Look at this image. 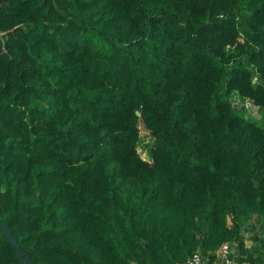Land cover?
Listing matches in <instances>:
<instances>
[{"label":"trees","instance_id":"obj_1","mask_svg":"<svg viewBox=\"0 0 264 264\" xmlns=\"http://www.w3.org/2000/svg\"><path fill=\"white\" fill-rule=\"evenodd\" d=\"M248 101L264 112V0H0V223L34 264H174L224 242L264 264ZM0 264H20L2 230Z\"/></svg>","mask_w":264,"mask_h":264},{"label":"built area","instance_id":"obj_2","mask_svg":"<svg viewBox=\"0 0 264 264\" xmlns=\"http://www.w3.org/2000/svg\"><path fill=\"white\" fill-rule=\"evenodd\" d=\"M249 106H252L250 101L246 104V107ZM235 250L233 242H224L217 251L210 253L208 256L197 251L186 260L178 261L174 264H236Z\"/></svg>","mask_w":264,"mask_h":264},{"label":"rangeland","instance_id":"obj_3","mask_svg":"<svg viewBox=\"0 0 264 264\" xmlns=\"http://www.w3.org/2000/svg\"><path fill=\"white\" fill-rule=\"evenodd\" d=\"M237 112L239 115L243 116L245 119L255 120L261 124L264 123V112L254 108L252 106H249L245 110H242V109L240 111L238 110ZM140 129H141L142 139L145 141L149 140L151 138L150 137V131L146 128V126L142 122L140 123ZM139 151L141 152V154L144 158L149 159V151L147 148L140 146ZM245 243H246L247 248L249 247L250 244H253V241L250 238V234H248L246 236ZM245 264H247V263H245Z\"/></svg>","mask_w":264,"mask_h":264},{"label":"water","instance_id":"obj_4","mask_svg":"<svg viewBox=\"0 0 264 264\" xmlns=\"http://www.w3.org/2000/svg\"><path fill=\"white\" fill-rule=\"evenodd\" d=\"M246 106L242 105V110H245ZM0 230L3 231L5 238L11 243L16 250V257L20 261V264H34L30 256L25 257V254L19 243V236L21 233L14 234L13 230L9 228L4 222L0 223Z\"/></svg>","mask_w":264,"mask_h":264}]
</instances>
